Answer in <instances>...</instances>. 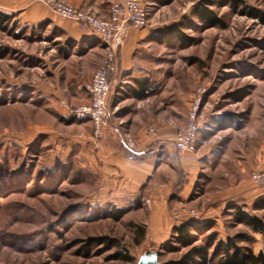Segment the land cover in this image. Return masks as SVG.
<instances>
[{
    "label": "rangeland",
    "instance_id": "374dc122",
    "mask_svg": "<svg viewBox=\"0 0 264 264\" xmlns=\"http://www.w3.org/2000/svg\"><path fill=\"white\" fill-rule=\"evenodd\" d=\"M142 2L148 35L135 52V78L152 92L134 102L131 79L117 77L97 144L113 139L127 158L140 160L144 152L133 154L128 119H142L147 129L148 119L160 115L184 129L197 106L205 132L199 144L207 158L197 192L203 197L193 207L174 209L175 226L151 236L152 210L145 200L101 196L100 176L86 154L89 142L94 144L92 130L87 121L63 113L78 106L105 53L93 45L65 46L46 22L30 27L10 15L12 27L0 31V264H136L144 251H158L159 264H201L183 260L190 247L173 242L174 229L183 223L206 225L203 234H191L193 246L206 245L209 256L217 242L227 240L264 253V235L236 221L232 209L264 223V197L256 198L264 192L248 183L264 159V22L248 13L264 14V0ZM245 186L250 189L243 198ZM215 196L220 204L207 220H188L207 212ZM210 234L214 243L207 242Z\"/></svg>",
    "mask_w": 264,
    "mask_h": 264
},
{
    "label": "crops",
    "instance_id": "0c3cea01",
    "mask_svg": "<svg viewBox=\"0 0 264 264\" xmlns=\"http://www.w3.org/2000/svg\"><path fill=\"white\" fill-rule=\"evenodd\" d=\"M60 1L89 11L97 17L106 18L110 5L115 0ZM0 12H4L9 16L12 15L15 19L30 27L42 26L46 22L65 46L67 44H73L76 47L93 45L95 50L100 51L99 53L103 55L106 53L105 45L102 42L98 40L96 42L95 38L80 30L75 23L58 18L45 1L0 0ZM147 33V29L127 31L117 54V75L115 73L110 77V90H113V86L117 84V77L123 79V76H125L128 80L131 79L129 80L133 83L131 99L137 103L149 98L135 100L132 97V90L136 89L138 82H142L139 78H135L137 69L135 52L139 44L147 37ZM90 41H95V43L90 44ZM100 65L101 62L98 60V67ZM85 86L78 105L88 102ZM149 91L152 92V89L149 88ZM63 115L64 117H70L69 112H64ZM156 116L148 119L147 129H145V121L142 119L133 117L127 120L128 124L125 128L128 129L127 131L133 136L135 142L133 154L140 155L144 152L140 160H128L122 149L114 144L113 139L109 140L108 138L98 144V149L94 148L93 142H89L87 146L89 152L86 154H89V166L92 171L100 176V195L111 201L126 199L134 202L137 198H140L141 201L145 200L152 210L149 233L151 236H162L163 233L175 226L171 215L174 209L183 205L193 207L196 201L203 197V193L198 194L197 192L203 189L201 174L204 171L207 158L204 160L205 153L201 144H199L201 134L203 137L205 135L203 127L198 134L197 152L195 154H179L174 149L173 141L183 128L163 119L160 115ZM87 123L92 130V125L89 122ZM151 128L156 129L154 134L148 132ZM262 163H264V159L259 162L258 168ZM248 183L250 184V182ZM240 189L244 191L243 198L249 195L245 191L250 187L245 186ZM252 189L264 192V189L258 190L253 187ZM236 192V189L233 188L231 192L233 200L236 198ZM262 197H264V194L256 195L257 199H262ZM219 199L218 196L213 197L209 202L210 204L206 208L204 207L207 212L188 220L195 223L207 220L208 211H213L215 205L219 206ZM232 199L229 201H233Z\"/></svg>",
    "mask_w": 264,
    "mask_h": 264
},
{
    "label": "built area",
    "instance_id": "2783aa9c",
    "mask_svg": "<svg viewBox=\"0 0 264 264\" xmlns=\"http://www.w3.org/2000/svg\"><path fill=\"white\" fill-rule=\"evenodd\" d=\"M48 6L58 18L75 23L80 30L89 33L105 45L104 60L94 72L90 83L85 86L88 102L74 106L69 110L72 118L87 121L92 125L94 148L98 149L97 142L105 125L108 111L110 77L117 71L119 47L128 30H141L146 27L147 9L142 0H115L110 5L108 16L100 18L89 11L71 6L60 0H54ZM197 110V106L190 110L187 125L173 141L174 149L179 154L195 153L197 150V139L201 129ZM148 132L154 134L156 129L151 128ZM125 146L128 149L133 147L129 137L125 138ZM128 160L134 161L135 158L129 156ZM249 182L254 189H264V163L250 174ZM186 214L190 216L193 215V212L190 211ZM180 215V213L174 212L176 219Z\"/></svg>",
    "mask_w": 264,
    "mask_h": 264
},
{
    "label": "trees",
    "instance_id": "16d2710c",
    "mask_svg": "<svg viewBox=\"0 0 264 264\" xmlns=\"http://www.w3.org/2000/svg\"><path fill=\"white\" fill-rule=\"evenodd\" d=\"M249 17L252 19H258L264 22V14L257 10L249 9ZM204 16H201L203 19ZM216 21L215 17H210ZM13 23H11V18L4 12H0V31L4 32L9 27L11 28ZM166 39V38H165ZM164 39V40H165ZM168 39V38H167ZM149 87L146 81L138 82L136 89L132 90V97L135 100H144L150 95ZM233 209V217L248 228L254 234L264 235V223L258 218L246 213L242 208L236 207ZM121 214V211L114 212L111 216L116 219ZM205 226H193L189 223H183L174 229L176 236L174 237L175 243L183 247H190V250L186 253L183 260H193V258L199 259L201 264H210L216 256L220 259L218 264H264V253L258 252L254 254L250 249L240 248L236 246L232 241L227 240L226 242H217L213 253L209 256V249L206 245L204 246H193L194 240L192 232L203 234ZM144 230H139V237L142 239L144 236ZM207 242L214 243L216 241V236L214 234L208 235ZM139 243V242H138ZM184 262V261H183ZM165 264H182V262H168Z\"/></svg>",
    "mask_w": 264,
    "mask_h": 264
},
{
    "label": "water",
    "instance_id": "95a60500",
    "mask_svg": "<svg viewBox=\"0 0 264 264\" xmlns=\"http://www.w3.org/2000/svg\"><path fill=\"white\" fill-rule=\"evenodd\" d=\"M158 251H144L138 258L136 264H159Z\"/></svg>",
    "mask_w": 264,
    "mask_h": 264
}]
</instances>
